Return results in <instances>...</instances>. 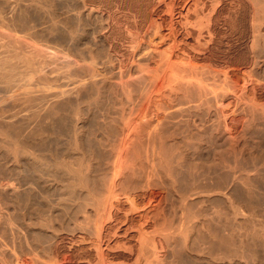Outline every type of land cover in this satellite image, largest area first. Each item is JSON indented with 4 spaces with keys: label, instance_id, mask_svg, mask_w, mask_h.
Segmentation results:
<instances>
[{
    "label": "rangeland",
    "instance_id": "374dc122",
    "mask_svg": "<svg viewBox=\"0 0 264 264\" xmlns=\"http://www.w3.org/2000/svg\"><path fill=\"white\" fill-rule=\"evenodd\" d=\"M2 1L5 3V5L2 3ZM2 1L0 0V7L2 6L1 4H3L5 6V8L3 6L1 7L3 10L8 8L9 5L10 8L13 7V5L15 6L11 8L14 10V13L10 8L7 10V12L3 11L4 14L7 13V15H4L3 12H1L2 10L0 11L2 15L5 16H0L1 42L11 44L13 46L15 45L14 47H25V49L22 48L23 51L20 49V51L23 53L25 51L29 53L36 49L34 53L37 57L34 59V61L37 63L40 62L42 70L40 69V64L37 65V63H34L35 68L38 66V70H40V72L38 71V73L33 76L38 79L41 71H43L42 75L45 73V75L48 74V76H45L47 81L43 80L46 81V85L43 83V81L40 83L37 82L35 89H52V87L53 89H60L59 87H61L62 82L65 84L67 81V78L63 76L66 71H62L61 73V69L64 66L63 70H68V67L66 68L64 63L62 66L61 63L63 62V58L66 57V52H68L67 49H69L67 48L68 46L64 36L66 31V26L64 25L66 17L64 2H62V0H56L54 2L47 0L48 4L46 3V6V4H42L46 0H42V3L39 0H24L25 3H22L23 1L21 2V0H18L20 1L19 3L26 4L24 6L26 8L25 9L22 4H18L17 0H13V3H11L10 0V3L8 0ZM6 1L8 2V5ZM14 1H16V3H14ZM38 1L41 3V6L44 5L47 8L42 7L45 8V10H42ZM28 2L29 5L27 4ZM77 2L75 0L72 3V8L83 6L82 0H77ZM211 2L215 3L216 0H211ZM126 3L127 4L125 6L124 12H120L121 16H123L120 18V20L118 18L119 11H117L116 8L112 9L118 14L117 15L116 12L115 15L112 14L117 20H114L113 22L111 20L108 22L109 25L104 29V31L98 28L94 17H90V19L89 16H86V18L84 17L85 20H83L84 18L82 19L84 22L83 24L81 23L82 20L78 21V23H74L75 27H73L75 30L80 27L77 29V31H80H78L79 37L85 35L84 37H81L79 40H77L76 45L78 49L80 46L81 48L83 47L82 50L81 48L80 50L82 53H85H83L85 58L83 57L84 60L82 61L72 57L73 59L77 60H74V64L72 65L73 69L75 65L77 63L78 64L75 68L77 72H74L72 69L71 73L74 74L73 77L77 79L80 78L77 75H82L80 78L81 80H87V78L91 79L93 76H97L98 74L99 77L97 76L96 78L100 79L98 80L99 85L97 86L101 88L104 83L105 87H102V89H104L102 90L104 96H102L103 98L99 100L100 102L96 101L95 97H93L95 99L91 98L94 103L90 102L91 99L86 100L85 97L87 96L88 92L86 91L87 89H84L82 92L83 95L81 96V98H84V100L81 99L82 104L80 101L78 102L76 98H73V100H71L73 102H69L70 104L67 105H55V101L54 104L53 101H50V105L48 104V108L49 106V109L55 108L56 112L59 109V106H61L59 110H61L62 107L63 109L61 113L58 110V115H56L55 111H53L54 109H52L51 115L54 116L53 112L55 113L53 121L51 122V116L48 117L46 121V125H50L47 126L48 128L45 126V131L49 133L47 134L45 132V134L48 135L46 136V140L48 143V139L50 137V142L47 144L45 152H50L47 154H42L50 156L51 159L48 160L47 156L45 157L44 155V159L41 164H48L47 167L49 166L48 169H50V166H55H53V163L59 164L61 162H65L67 159L68 165L70 163L69 168H64V170H61V168L59 169L57 167L58 165L56 164L58 169L55 168L52 173L53 175L57 174V178L59 175V178L56 179L54 178L55 176H51V173L48 175L49 172H52V169L47 170L45 168V170L42 168L41 170L40 167H35L33 164H27L28 161H24L25 158H23V160L21 158V160L16 158V163L21 165H15L14 158H12L13 162L10 161L11 158L10 160H6L9 159L10 156L7 157L3 151H0V154L2 155L0 157L4 158H0V198H3V200L5 197V200L7 198H16V200L14 199L15 201H13L16 203H18L17 201H19V203L25 202V204H23L24 206H26V204L29 205L36 202L34 205L39 210L43 206L44 202L54 201L56 203V201L62 196L63 198L66 196L65 199H67V197L70 198L68 201L70 200L71 202L69 201L68 203L73 204V207L69 210V217L66 220L67 223H65V225L68 224L67 227L65 226L67 231L63 232L61 237L49 234L48 236L50 243L48 242L47 244H49L50 247H128L132 255L131 264H264V236L260 235L261 233L254 234L256 231H261L264 233V0H220L218 8H216L215 11H213L215 7L213 9L212 4L210 7L212 9L210 14L211 41L209 40L206 45L203 42L198 43L196 40V35L193 33V29L194 31L198 30V26L196 24L197 15L195 12L193 13L191 11V20L194 25L191 29L192 33L187 37L185 36L184 31L179 24L182 18L178 14L179 12L186 14L187 10L183 9L176 12H168L167 9H163L162 16L165 18V24L170 23L173 18V25L175 24L176 30L179 31L176 45L178 53L171 60L162 61L161 64H159L157 70L154 68L150 71L146 69L147 67L143 60L144 53H142L141 50L139 51L138 48L134 49L135 45L138 46L139 43L131 44L126 31V29L129 28V25L130 27L132 25L134 27L135 25H139L141 22L140 16L143 6L141 5V2L139 4V0H127ZM179 3H181V0L169 1L170 6ZM35 4L40 6V8L35 6ZM142 4H144V0L142 1ZM17 5H19L20 8ZM136 6H138V9ZM17 7L19 9L23 7L22 10L25 9L24 12H20ZM32 7H35V11L38 12L36 15H34L35 11L32 9ZM62 7L64 8L62 9ZM36 8L38 10H36ZM48 8H53V11H51V9L48 11ZM248 8L250 9V15L248 17L250 31L247 34L244 29L243 18ZM139 9H141V11ZM202 9L203 8L201 4L196 8V11L199 12L200 16L203 12ZM15 10L18 11L15 13ZM49 12L51 14H49ZM11 14L14 16L12 15L11 17ZM49 15H52L53 17ZM25 16H27V18H25ZM21 17L22 20L24 18L26 20H23L25 22L24 25L22 24L23 21H21ZM2 18L4 19V22H2ZM19 21L22 23L20 24ZM54 22L55 24H53ZM31 23L32 26H28ZM33 25L36 26V28ZM55 25H57V28ZM25 26H27V29ZM28 27H30V30H28ZM37 27L38 31H36ZM54 27L55 29H53ZM42 29H44V31ZM52 29L54 32H52ZM48 30L51 32L49 33ZM55 30L58 31V33ZM35 32L37 33V36L39 35V37L33 36L36 35ZM162 32L166 38H164L162 41L158 40V42H161L163 48L166 49L169 48L171 44H173L171 38L167 37V35L170 33L169 26H166ZM31 33H33V37L30 36ZM40 34H42V36ZM50 34H52V37H50ZM46 39L48 40L46 41ZM53 40L54 42H52ZM26 43L29 44L27 45L28 47L26 46ZM130 44L133 46L131 47ZM36 45L39 47L35 48ZM48 45H52V47L50 48ZM45 46L47 48H44ZM19 47L16 49L19 50ZM244 47H246V53L250 58V62L246 65H243L235 58H238V51ZM31 48L33 49L31 50ZM40 48H44V50L46 49L45 51H47L49 48L48 53L45 52V54L43 52L44 54L39 55L40 57H38V53L36 52L37 50L40 52ZM206 48L209 49V51L206 50ZM50 49L53 51L51 52ZM6 50L7 49H5V51ZM89 51L91 54H89ZM206 51H208L210 54ZM41 53L42 52H40V54ZM101 53H103L102 56ZM50 54H52V59H56L57 57V59L62 62H57L56 59V66L54 60L51 62L52 59H49L51 58ZM46 55H49L47 58L50 61L44 59L46 58ZM59 55L61 57H59ZM89 55L90 57H93V59L91 58L92 64L90 63V57H88ZM96 55L97 57L99 56L98 59L94 58ZM86 57L89 59H86ZM42 60L47 61H44L43 63ZM94 61H97L98 65L97 63L95 65ZM85 62L87 64L86 66L84 65ZM42 63L45 64L44 68H42ZM79 63L83 64L79 65ZM88 64L90 65L88 66ZM46 65L47 68L49 67V69L55 65L56 69L53 68V72H51V70L48 71V69L45 68ZM78 65L81 67L79 68ZM58 66L62 67L57 70ZM95 67H97V69ZM84 68L85 70L90 71L93 76L87 71H84ZM93 69H96L95 72L97 74H93ZM46 71H48V73ZM78 71H80L81 74L80 72L78 74ZM83 71L84 73H82ZM85 73L86 75L83 76ZM51 75H53V77ZM103 75H105L106 78ZM50 76L53 79L50 78ZM48 77L51 82L54 80L55 81L50 84ZM145 81H147L150 86L160 84V90L158 92L151 93L149 90L150 86H147ZM41 83L43 84L41 85ZM38 85L41 86V88ZM1 87L3 88L4 86L0 85V98L4 95V89ZM125 91L127 92V95L125 94ZM121 95L122 97H120ZM124 95H126L127 98ZM74 100H77L76 102L80 103V105L77 104L79 105L78 108H82L81 110L84 109L83 112L85 111L84 113H81L84 115L81 116L83 119L81 118L80 121V126L82 128L79 126L78 129L81 135H79V132H76L74 128L76 120L75 110L77 109V106L75 105L76 102ZM86 101L91 105L89 103L86 104ZM51 103L53 105H51ZM121 103H123V105ZM83 104H86L87 106H83ZM64 105L67 110H72H70L71 113L70 111H66V109H64ZM69 105L71 107L73 105V107L71 108ZM157 105L165 109L167 111L166 114L168 115V118H164V121L161 122V124L163 122L165 124L163 123V125L160 126V129L163 126V128L166 130H164L166 137L164 136V139L162 138L163 141L165 140V142L161 141L165 145L163 143L160 144L159 140H157L159 141L157 144V141H153L151 137L146 138L147 140L144 139V146L142 144V147H144L146 151L147 148H151L149 149L151 150L149 151V157V152L141 150L142 147L139 146V143H142L140 141L141 137H139L141 135L140 132L145 128L143 125L140 126V123L143 124L145 120L150 118H158L160 113L158 112ZM49 111L51 112V110ZM171 112H175V114H172L175 115V117H171ZM72 113H74V115ZM61 115H65L67 117L65 118L64 116V118H62ZM72 115L75 118H73ZM125 115H127V118L130 119L133 124L130 134L135 135H133L134 138L131 135L129 136V139H133H130V142L128 141L127 147L129 148V144L131 145L130 147H132V144H135L136 142L138 143L140 141L138 144L136 143V145L133 146L141 147L140 151H145L146 153L144 154V152H139V156L137 153H134V156H132L133 152H129L128 156L130 159H133L135 155L137 156L135 159H133L134 161L128 159V162L125 158L127 153H123V156H121L119 159V163H116V157L114 156L116 155L114 154L116 152L113 146L116 144V142L118 144L119 139H121L120 137L122 135L119 137V134H122V129L124 127L122 126V119ZM58 116H61V118L59 119ZM70 117H72V119ZM57 119L60 120L59 123L57 122ZM64 119L67 122L71 121L68 123L69 125ZM113 120H115V124L116 121L117 124L119 122V126L113 124ZM103 122L104 124L106 122V126L103 124ZM61 123L64 124V128H62L63 125L61 126ZM107 124H111L109 125L111 127L108 128ZM134 124L139 126H135ZM105 127H107V131ZM118 127L119 129H117ZM59 128H62V130ZM101 130L104 131L101 132ZM114 130H120V133L118 134L115 131L116 134H114ZM176 131L177 133H175ZM73 132H76L79 136ZM108 132L112 133H109L108 135ZM168 133H171L172 136ZM75 135H77L76 138H74ZM114 135H116V139L118 140L115 142V144L113 143L115 141ZM101 138L102 141H100ZM74 139H76V142L77 139L79 140L78 143H75L77 147L81 146V148H77L79 149L78 151L80 152V149H82L81 154L78 153L79 155H77V151L72 152L74 145L71 144L72 140L74 144ZM145 140L147 141L146 143H144ZM69 145L71 146L69 147ZM161 146L167 150H171L173 147L172 151L169 152H173V158L176 157L174 158V160H176L174 162L175 165L178 163L182 164V167H180L182 172H186V176L188 175L187 177H191V179H193L191 183L193 184L194 189L191 190L189 194H191V197H193L201 193L199 195L200 197L197 196V198H194L191 201L187 200L186 198H188L189 195H182L180 191L177 189L174 190L175 188H173L170 183L167 182L168 178L163 175L165 173H161V171H163L161 169L162 165H160L162 162L160 159L163 157L162 155L160 156L163 150ZM53 147L58 148L54 149ZM132 150L133 149H129V151ZM153 150L156 151L155 154ZM63 151L67 153V155L64 154L66 155L65 157L63 155ZM2 153H4V156L7 158L3 157ZM141 153L142 157H140ZM175 153L177 156H179L177 157ZM112 154H114V159H112V156L109 157ZM99 156H101L100 159ZM122 157L124 161H122ZM138 157L141 159L143 158V161L140 158L138 159ZM147 157L149 158L146 159ZM80 158H82V160L84 159L83 162L82 160L80 161ZM177 158L179 162L177 161ZM52 159L54 162L51 161ZM136 159L139 160V165L137 164L138 160L135 161ZM67 161L65 163H67ZM73 161L77 163V167H74L76 166V163ZM121 161L122 163L125 162L124 166L121 164ZM129 161L135 162L136 164H130ZM140 161H142L141 165ZM82 163L85 165L81 166ZM22 164H24L25 167L27 164L28 167L23 168ZM70 167L72 170L82 167L81 170L83 175L88 177L89 181H91L89 182L90 187L92 188L94 185V188H88V190L84 189V191L81 189L79 190V193L77 190V193H75L76 195L72 194V196L74 195V198L69 195L68 189L65 190L63 187H59L65 185L64 187L68 188L70 187L71 183H73L72 180H75V176H73L74 179H71V176L73 175H71V172L68 174ZM113 167L115 168L112 170ZM116 167H118V169ZM110 168L111 172H109ZM35 169H37V172ZM65 169L67 171H65ZM38 170L40 172H44L41 174L38 172ZM55 170L60 172L56 173ZM120 170L121 177L123 172L128 176H133L132 178H135L134 176L140 174L137 175L139 178L136 176L137 178L135 179H141L140 181L145 182V184H142L143 186H139L142 188H136V186H133V188L132 186H126L129 187L126 189L128 193L125 191L120 192L119 189L122 188L118 189V194L116 196L118 199H114L117 209L114 211L113 219H108L109 222L106 220L104 221L103 227L105 229L103 228L101 231V237V234L97 232L98 229L96 228L98 225L100 226V218H97L100 216V213H98V210H96L98 208V204L94 203L92 199H98L96 193L98 192L99 187L97 188V186L104 180H107L109 177H111L114 174V171H117L118 173ZM62 172H65V176L62 175ZM108 174L109 177L107 178ZM120 175L118 178H121ZM161 175H163L164 178ZM46 177L48 180H50L49 182ZM61 177L63 179L65 177L64 180L67 182L69 180L70 185L69 183L66 185V182ZM98 179L102 180H99L98 182ZM61 180H63L65 183ZM95 186L97 190L95 189ZM125 188L123 189L125 190ZM70 190L71 189H69V191ZM129 190H132V193ZM135 191H138V193ZM90 192H93L94 196L97 198L93 195L91 197ZM83 194L87 196L90 195L91 198H86V196L84 197ZM20 196L23 197V199L25 198L24 200H27L28 203L24 200L21 201V199L18 200ZM202 196L205 197L203 198ZM76 197H78V201L76 200ZM80 197L81 202L79 201ZM27 198L31 201H29ZM77 202L81 204L79 205ZM84 202L87 203L84 204ZM130 204H133V209L132 207L130 208ZM81 205L83 206L84 210H82ZM233 206L238 208L237 216L233 214ZM17 208H15V206L9 205L8 208L4 209V212L16 214L20 209L19 207ZM42 208L45 210L44 206ZM55 212H57V210H54L51 214L53 216L58 215V212L56 215ZM96 220L97 222L99 221L97 226ZM144 231L147 234L149 233L151 237L157 239L159 243L158 258L151 256L150 246L148 244L146 245V241L144 240L145 238L143 237ZM31 234L33 245L37 244L38 247H46L45 245L40 244L38 241L36 242L37 237L35 239V234ZM98 235H100L101 238H99ZM97 237L103 243L100 242ZM203 242L205 245L200 246V244ZM49 245L47 247H49ZM142 247H145V251L140 253Z\"/></svg>",
    "mask_w": 264,
    "mask_h": 264
},
{
    "label": "bare ground",
    "instance_id": "6f19581e",
    "mask_svg": "<svg viewBox=\"0 0 264 264\" xmlns=\"http://www.w3.org/2000/svg\"><path fill=\"white\" fill-rule=\"evenodd\" d=\"M2 1V0H1ZM11 1V3H13L12 1L13 0H10ZM10 1L8 0V2L10 3ZM23 1V2H22ZM28 1V0H27ZM26 1V2H27ZM35 1V0H34ZM39 1H41V3H42V0H39ZM38 1V2H39ZM44 1V0H43ZM47 1V0H46ZM44 2V3H42V4H48V1L47 2ZM49 1H56V0H49ZM58 1V0H57ZM75 1V0H74ZM73 0H62V2H64V4H65V26H66V31H65V41H66V43H67V48H69V49H67L68 50V52H66V57H64L63 58V62L61 63L60 62V60H58L57 59V57H56V59H57V62H60L61 63V65L64 63V65H66V68L68 69V70H63V68H64V66L62 67V66H58L57 67V70L60 68V67H62V69H61V73H62V71L63 72H65V74L63 75L65 78H67V81L66 80H63V81H66L65 82V84H63V82H62V85H61V87H59L60 89H53V87H52V89L51 88H49V89H46V88H44L45 87V85H46V81H47V79H45L46 77L45 76H48V74L47 75H45V73H43L44 75H42V72L43 71H41V74H39L40 76H38V75H36V76H38V79H36V77H34L33 75H35L36 73H38V71L40 72V70H38V64H40V60L38 61L39 63H37V62H35L34 61V59L37 57L36 56V54L34 53L35 51H36V49L34 50V51H31L33 48H31V52H26L25 50V52L23 53V52H21L20 51V49L22 50V46H18L19 47V50H17L16 48H18V47H14L13 45H11V44H7V43H3V42H1V39H0V85H2V86H4L2 89H4V95L0 98V151H3L5 154H6V156L8 157V156H10L9 157V159H6L7 157L6 156H4L5 154L4 153H2L3 154V157H6L5 159L6 160H10V158H11V162H13L12 161V158H14V160H15V162H14V164L15 165H21V164H17L16 162H17V159H19V160H23V158H25V160L24 161H28L27 162V164H33L35 167L37 166V167H40L41 168V170H42V168H46L47 170H51L52 172H49V171H46V172H49L48 173V175H50V173H51V176H55L54 178H56V179H58L59 178V175H58V178L56 177L57 176V174L56 175H53L52 173H53V170L55 169V168H61V170H64V168H66V169H68L69 168V165H70V163H69V165H68V161H67V159L65 160V162L67 161V163H65V162H61V163H53V166L54 167H52V166H50V169H48L49 168V166L47 167V165L46 164H41L42 162H43V159H44V155L45 154H42V153H46L45 152V150H46V147H47V144L50 142V137H49V139H48V143H47V140H46V136H48V135H46L45 134V130H46V128H48L47 126H50L49 124H47L46 125V121H47V119H48V117H52V120H51V122L53 121V117L55 116V113H56V115H58L59 114V111H60V113H61V111H62V109H63V107L61 108V110H59L60 109V107L61 106H59V111L57 110V112L55 111V108H51V109H49L50 108V106H49V108H48V104L50 105V101H53V104H54V101H55V105H61V104H70L69 102H73V101H71V100H73V98H76L77 100H78V102L80 101V103H81V99H83L84 100V98H81V96L83 95L82 94V92H83V90L85 89H87L86 91L88 92V94H87V96L86 95H84V96H86L85 98H86V100L87 99H95L96 98V101H99L101 98H103L102 96H104V94H103V91L102 90H104V89H102V87H105V85H104V83H103V85L101 86V88L99 87V86H97V85H99V79H97L96 77L98 76L99 77V75L95 72L96 71V69H97V67H95L96 69H93V74H97V76H93L92 74H91V72L90 71H87V70H85V68H84V71H87L88 73H90L93 77L91 78V79H88L87 78V80L85 79V80H81L80 78L82 77V75H77L78 77H80L79 79H77V78H74L73 76H74V74H72L71 73V70L73 69V64H74V60L75 59H77V60H84V58H85V55H83V53H82V48H81V46H80V48H81V50H80V48L78 49L77 47H76V45H77V40H79V38H81V37H84L85 35H83V36H81V37H79V33H78V31H77V29H79V28H77L76 30L74 29V23H78V21H81L84 17L86 18V16H89V19H90V17H94L95 18V20H96V23H97V26H98V28L100 29V30H102V31H104V29L109 25V23L108 22H110L111 20H112V22L114 21V20H117L116 18H115V16H113L112 14H114L115 15V12L112 10V9H115L116 8V10L117 11H119L118 12V14L120 15V17H119V15L117 14V12H116V14L118 15V18H119V20H120V18H122L123 16H121V13L120 12H124V10H125V6H126V4L128 3H126V1L127 0H82L83 1V6H79V7H77V8H72V3L74 2ZM81 1V0H80ZM130 1V0H129ZM132 1V0H131ZM142 1L143 0H139V4H140V2H141V5L143 6V10H142V13H141V16H140V20H141V22L139 23V25L138 26H136L135 25V27L132 25L131 27H130V25H129V28H127L126 29V31H127V36H128V38H129V41H130V43L131 44H138L139 43V45L138 46H136L135 45V47H134V49H139V51L141 50L142 51V53H144V62H145V65H146V69L148 70V71H150V70H152V69H154V68H156V70L158 69V66H159V64H161V62L162 61H165V60H167V61H169V60H171L173 57H175V55L178 53V50H177V47H176V45H177V35L179 34V31H177L176 30V28H175V24L173 25V18H172V20H171V22L170 23H168V24H165V21H164V17L162 16V13H163V9H167L168 10V12L169 11H173V12H176V11H178V10H183V9H185V10H187V13L186 14H183L182 12H179L178 14L180 15V17L182 18L181 19V21L179 22V24L181 25V27H182V29H183V31H184V34H185V36H189L191 33H192V31H191V29H192V26L194 25L193 23H192V16H191V11L194 13H196V15H197V19H196V24H197V26H198V30H195L194 31V29H193V33H195V35H196V40L198 41V43H205V45H206V43L210 40L211 41V39H210V34H211V25H210V22H211V19H210V14H211V11H212V9L210 8L211 7V5L213 6V9H214V7H215V9L213 10V11H215L216 10V8H218V5H219V3H220V0H216V2L215 3H212L211 2V0H181V3H179V4H173L172 6H170V4H169V1L170 0H144V4H142ZM8 2L6 1V3H7V5H8ZM17 2H18V4L20 5V4H22V3H25V1L24 0H21V2L22 3H19L20 1H18L17 0ZM60 2V1H59ZM59 2H58V4H59ZM76 2H77V0H76ZM79 2V1H78ZM77 2V3H78ZM2 3H4L3 1H2ZM14 3H16V1H14ZM30 3H31V1H30ZM32 3H35V2H32ZM40 3V2H39ZM41 3H40V6H41ZM56 3V2H55ZM55 3H54V5H55ZM61 3V2H60ZM136 3V2H135ZM28 5H29V2L27 3ZM47 4H46V6H47ZM57 4V3H56ZM131 4V3H130ZM139 4H138V6H139ZM200 4L202 5V10H203V12H202V15L200 16V14H199V12L198 11H196V8L198 7V6H200ZM4 8H5V3H4V5L3 4H1ZM13 5V4H12ZM19 5H17L19 8H20V6ZM23 5V7L26 5V4H22ZM31 5V4H30ZM49 5H50V3H49ZM62 5H63V3H62ZM78 5V4H77ZM137 5V4H136ZM1 6V7H2ZM15 5H13V7H14ZM32 6H33V4H32ZM35 6H38V5H36L35 4ZM40 6H38L39 8H40ZM52 6V5H51ZM60 6V5H59ZM138 6H136V8L138 9ZM0 7V8H1ZM8 7V6H7ZM13 7H11V8H13ZM17 7V8H18ZM23 7L21 8V9H19V11L21 12H24V10L26 9L25 7V9L24 10H22L23 9ZM31 7V6H30ZM37 7V8H38ZM42 7H45L44 5L43 6H41V8ZM49 7V6H48ZM10 8V5H9V7L8 8H6L5 10H3L2 8L0 9V11L1 12H3V11H5V12H7V10ZM10 8V9H11ZM16 8V7H15ZM35 8V7H34ZM33 7H32V9H34ZM36 8V10H38ZM45 8H47V7H45ZM45 8H42V10L44 9L45 10ZM64 7H62V9H63ZM51 9V8H50ZM50 9L48 8V11H50ZM55 9V8H54ZM12 10V9H11ZM140 11H141V9H139ZM18 11V10H17ZM16 10H15V13L17 12ZM34 11H35V9H34ZM51 11H53V8L51 9ZM58 11V10H57ZM114 13H113V12ZM0 12V13H1ZM11 12V11H10ZM12 12L14 13V10H12ZM33 12V11H32ZM44 12V11H43ZM42 12V13H43ZM47 12V11H46ZM45 12V13H46ZM63 12V11H62ZM138 12V11H137ZM28 13H29V11H28ZM31 13V12H30ZM38 12H36L35 11V14L34 15H36ZM41 13V14H42ZM93 13V14H92ZM139 13V14H140ZM3 14H4V12H3ZM24 14V13H23ZM27 14V13H26ZM40 14V13H39ZM49 14H51L50 12H49ZM56 14V13H55ZM91 14H92V16H91ZM4 15H7V13H5ZM4 15H2V13L0 14V16H4ZM12 15L13 14H11V17H12ZM48 15V14H47ZM53 15V14H52ZM52 15H49V16H52ZM61 15H62V13H61ZM123 15V14H122ZM249 15H250V9L248 8L247 10H246V13H245V15H244V18H243V25H244V29H245V32L248 34L249 33V31H250V27H249V24H248V17H249ZM8 16H10V15H8ZM14 16V15H13ZM28 16V15H27ZM27 16H25V18H27ZM45 16V15H44ZM63 16H64V14H63ZM5 17V16H4ZM3 17V18H4ZM31 17V16H30ZM37 17V16H36ZM53 17V16H52ZM2 18V22H4V19ZM14 18V17H13ZM24 18V17H23ZM25 18L23 19V20H25ZM38 18V17H37ZM43 18H45V17H43ZM47 18H49V17H47ZM55 18V17H54ZM53 18V19H54ZM85 18L83 19V20H85ZM1 19V18H0ZM6 19V18H5ZM40 19V18H39ZM52 19V20H53ZM56 19V18H55ZM58 19V18H57ZM62 19V18H61ZM87 19H88V17H87ZM22 20V17H21V21H23ZM29 20V19H28ZM31 20H33V19H31ZM83 20H82V24L84 23L83 22ZM92 20V19H91ZM94 20V19H93ZM118 20V21H119ZM122 20V19H121ZM21 21H19V23L21 24L22 22ZM26 21V20H25ZM30 21V20H29ZM35 21V20H34ZM33 21V22H34ZM40 21V20H39ZM58 21V20H57ZM32 22V23H33ZM44 22V21H43ZM47 22V21H46ZM53 22V21H52ZM60 22V21H59ZM87 22V21H86ZM115 22H117V21H115ZM24 21H23V25H24ZM32 23L30 24V25H28V26H32ZM48 23V22H47ZM62 23V22H61ZM119 23V22H118ZM19 24V25H20ZM27 24V23H26ZM25 24V25H26ZM29 24V23H28ZM45 24V23H44ZM50 24V23H49ZM53 24H55V22L53 23ZM23 25H22V28H23ZM35 25V24H34ZM33 25V26H34ZM52 25V24H51ZM51 25H50V27H51ZM76 25V24H75ZM21 26V25H20ZM48 26V25H47ZM54 26V25H53ZM56 26V28H57V25H55ZM58 26H59V24H58ZM62 26V25H61ZM74 26V27H73ZM79 26V25H78ZM83 26V25H82ZM85 26V25H84ZM96 26V25H95ZM166 26H169V30H170V33L167 35V37H169V38H171V41L173 42V44H171V46L169 47V48H166V49H164L163 48V46H162V44H161V42H158V40H160V41H162L164 38H166V36H164L162 33V31H163V29L164 28H166ZM27 26H25V28H26ZM35 28H36V26H34ZM34 27H33V29H34ZM38 27H39V25H38ZM38 27H37V30L36 31H38ZM43 27V26H42ZM49 27V26H48ZM127 27H128V25H127ZM29 29L28 30H30V27H28ZM44 28V27H43ZM84 28V27H83ZM27 29V28H26ZM41 29V28H40ZM39 29V30H40ZM53 29H55V27L53 28ZM52 29V32H54V30ZM60 29H62V28H60ZM109 29V28H108ZM43 31H44V29H42ZM46 30V29H45ZM50 30H51V28H50ZM56 30H58V29H56ZM55 30V31H56ZM63 30V29H62ZM34 31V30H33ZM47 31V30H46ZM45 31V32H46ZM49 31V30H48ZM51 31H49V33H50ZM57 33H58V31H56ZM60 32V31H59ZM62 32V31H61ZM80 32V31H79ZM100 32V31H99ZM36 33V32H35ZM40 33V32H39ZM103 33V32H102ZM32 34L33 33H31V35L30 36H32ZM46 34H47V32H46ZM53 34V33H52ZM52 34H50V37H52L51 35ZM63 34V33H62ZM41 36H42V34H40ZM33 36H36V37H39V35L37 36V33H36V35H33ZM32 36V37H33ZM48 36H49V34H48ZM45 37V36H44ZM116 37V36H115ZM59 38V37H58ZM33 39H35V38H33ZM45 39V38H44ZM63 39V38H62ZM43 40V39H42ZM48 39H46V41H47ZM81 40V39H80ZM114 40V39H113ZM56 41V40H55ZM64 41V42H65ZM42 42V41H41ZM41 42H40V44H41ZM52 42H54V40L52 41ZM31 43V42H30ZM48 43H50V42H48ZM63 43V42H62ZM61 43V44H62ZM80 43V42H79ZM84 43V42H83ZM33 44V43H32ZM47 44V43H46ZM59 44V43H58ZM65 44V43H64ZM131 44H130V46H131ZM27 45H29V44H27L26 43V46ZM34 45V44H33ZM32 45V46H33ZM42 45V44H41ZM54 45V44H53ZM66 45V44H65ZM64 45V46H65ZM25 46V45H24ZM31 46V45H30ZM43 46H44V44H43ZM50 48L52 47V45L50 46V45H48ZM63 46V45H62ZM133 46V45H132ZM131 46V47H132ZM12 47V48H11ZM28 47V46H27ZM26 47V48H27ZM37 47H39V46H37L36 45V47L35 48H37ZM14 48V49H13ZM44 48H47L46 46L44 47ZM44 48H40L41 49V51L40 52H42L41 54H40V52H39V50H37V52L36 53H38V57H40L39 55H42V54H44L45 52H47L48 53V50H49V48L47 49V51H45L44 50ZM5 49H7L6 51H5ZM12 49V50H11ZM23 49H25V47L23 48ZM54 49H55V47H54ZM58 49V48H57ZM133 49V48H132ZM43 50V51H42ZM206 50H208L209 51V49H207L206 48ZM20 51V52H19ZM23 51V50H22ZM28 51V50H27ZM50 51H51V49H50ZM50 51H49V53H50ZM53 51V50H52ZM51 51V52H52ZM55 51V50H54ZM59 51V50H58ZM101 51V50H100ZM104 51V50H103ZM203 51V50H202ZM208 51H206V52H208ZM33 52V53H32ZM44 52V53H43ZM60 52V51H59ZM204 52H205V50H204ZM203 52V53H204ZM94 53H96V52H94ZM209 53V52H208ZM238 58L237 57H235L237 60H239L243 65H246V64H248L249 62H250V58H249V56L247 55V53H246V47H244V48H242V49H240L239 51H238ZM46 54V53H45ZM53 54V53H52ZM52 54H50V56L52 55ZM63 54H65V53H63ZM85 54V53H84ZM88 54V53H87ZM89 54H91L90 53V51H89ZM102 54L103 53H101V56H102ZM205 54V53H204ZM210 54V53H209ZM94 55V54H93ZM93 55H91V56H93ZM99 55H100V53H99ZM207 55V54H206ZM35 56V57H34ZM47 56L49 57V55H46L45 57L46 58H44V59H47V60H49V59H52V56H51V58H47ZM56 56V55H55ZM57 56H58V54H57ZM100 56V57H101ZM208 56V55H207ZM43 57V56H42ZM59 57H61L60 55H59ZM72 57H75V59H73ZM84 57V58H83ZM88 57H90V55L88 56ZM96 57H97V55H96ZM96 57H94L95 59H98V57L96 58ZM142 57V56H141ZM53 58H54V56H53ZM91 58L93 59V57H90V63L92 64V60H91ZM43 59V58H42ZM56 59H52L51 60V62L54 60V62H55V60ZM86 59H89V58H87L86 57ZM47 60H42V62L44 63V61L46 62ZM77 60H75V61H77ZM50 61V60H49ZM81 61V62H82ZM238 61V62H239ZM78 62H80V61H78ZM87 62V61H86ZM86 62H85V66L87 65L86 64ZM237 62V63H238ZM34 63L36 64L37 63V68H35V66H34ZM42 63V64H43ZM47 63H50V62H47ZM94 63H95V65H96V63H97V61H94ZM93 63V64H94ZM75 64H76V62H75ZM78 64V63H77ZM76 64V65H77ZM83 64V63H82ZM82 64H80L79 63V65H82ZM102 64V63H101ZM44 65L45 64H43V67L42 68H44ZM53 65V64H52ZM55 65H56V62H55ZM55 65H54V67H50L51 69H49V67L47 68V65L45 66V68H47L48 69V71H50L51 70V72H53L52 70H53V68L54 69H56L55 68ZM59 65V64H58ZM76 65H75V67H74V72L76 71ZM78 65V66H79ZM90 64H88V66H89ZM97 65H98V63H97ZM57 66V65H56ZM85 66H83V67H85ZM92 67H94L93 65H91ZM90 66V67H91ZM81 66H79V68H80ZM99 67V66H98ZM102 68V67H101ZM40 69H41V64H40ZM47 69H45V70H47ZM92 69V68H91ZM42 70V69H41ZM44 70V71H45ZM77 70H78V68H77ZM82 70H83V68H82ZM81 70V71H82ZM88 70H89V68H88ZM48 71H46L47 73H48ZM84 71L82 72V73H84ZM92 71V70H91ZM103 71V70H102ZM60 72V71H59ZM77 72V71H76ZM79 72L80 71H78V74H79ZM95 72V73H94ZM80 74H81V72H80ZM103 74V73H102ZM107 74V73H106ZM105 74V75H106ZM86 75V73L83 75V76H85ZM89 75V74H88ZM105 75H103V76H105ZM108 75V74H107ZM52 77H53V75H51ZM50 76V78H52ZM63 77V78H64ZM91 77V76H90ZM62 78V77H61ZM85 78V77H84ZM83 78V79H84ZM103 78V77H102ZM105 78H106V76H105ZM48 79H49V77H48ZM53 79V78H52ZM43 80H46V81H43ZM50 80V79H49ZM106 80V79H105ZM43 81V83H45V85H44V89H41V90H38V88L37 89H35V86H36V83L37 82H42ZM55 81V80H54ZM53 81V82H54ZM101 81H102V79H101ZM100 81V82H101ZM53 82H51V80H50V84L51 83H53ZM103 82H105V81H103ZM38 83V84H39ZM43 83H41V85L43 84ZM106 83V82H105ZM145 83L147 84V86H150L148 83H147V81H145ZM47 84H48V82H47ZM64 85V86H63ZM39 86V85H38ZM49 86V85H48ZM160 84H155V85H151L150 86V88H149V90H150V92L151 93H155V92H158L159 90H160ZM40 88H41V86H39ZM55 87V86H54ZM39 88V89H40ZM48 88V87H47ZM58 88V87H57ZM62 88V89H61ZM106 90V89H105ZM119 91V90H118ZM124 91V90H123ZM86 92V93H87ZM106 92V91H105ZM120 92V91H119ZM118 94H120V93H118ZM125 94L127 95V92L125 91ZM126 95H124L125 97H126ZM93 97H95V98H93ZM120 97H122V95L120 96ZM127 98V97H126ZM91 99V101L90 102H93V100ZM120 99H122V98H120ZM76 100V101H77ZM75 101V100H74ZM75 101V102H76ZM124 101V100H123ZM122 101V102H123ZM78 102H76V106H77V109L75 110L74 108L76 107H74L73 109L75 110V117H76V120L75 119H73V120H75V126H74V128H75V130H76V132L78 131V129H79V126H80V121H81V116H84V115H82L81 113L83 112V110H81L80 108H78L79 107V105H80V103H78ZM100 102V101H99ZM89 103V102H88ZM87 103V101H86V104H88ZM94 103V102H93ZM52 103H51V105H53ZM77 104H79V105H77ZM82 104V103H81ZM85 104V105H86ZM90 104V103H89ZM122 105H123V103H121ZM74 105V104H73ZM73 105H72V107H73ZM84 104H83V106H85ZM91 105V104H90ZM125 105V104H124ZM70 106V105H69ZM68 106V107H69ZM82 106V105H81ZM87 106V105H86ZM52 107V106H51ZM56 107H58V106H56ZM64 107H65V105H64ZM71 107V106H70ZM69 107V108H70ZM71 107V108H72ZM157 108H158V112L160 113L159 115H158V118H150V119H147V120H145L144 122H143V124L142 123H140L141 125L140 126H144L143 128H144V130H142L140 133H141V135L139 136V137H141V140L139 139V137H138V139L142 142L141 144L139 143V146H141L142 147V144H143V140L144 139H146V138H149V137H151V139L153 140V141H157V140H159L160 141V144H162L163 142H165V140L163 141V139H164V136L166 137V133H165V129L163 128V126L161 127V129H160V126L161 125H163V123L161 124V122L162 121H164V118H168V115L166 114V110L165 109H163L162 107H160V106H158L157 105ZM52 109H54L53 111H55V113L53 112V114H54V116H52L51 115V113H52ZM64 109H66V111H70L71 109H68L67 110V108L65 107ZM49 110H51V112L49 111ZM66 111H64V112H66ZM72 111V110H71ZM71 111H70V113H71ZM85 112V111H84ZM83 112V113H84ZM67 113V112H66ZM65 114V113H64ZM73 115H74V113H72ZM172 114H175V112H171V117L172 116H174L175 117V115H172ZM66 115H68V114H66ZM71 115V114H70ZM72 115V117L73 118H75L74 116ZM62 116V115H61ZM61 116L59 117V119L61 118ZM65 116V115H64ZM64 116H62V118H64ZM67 116H65V118H66ZM72 117H70L71 119H72ZM129 117V116H128ZM173 117V118H174ZM169 118H170V114H169ZM59 119H57L58 121V123H59ZM83 119V118H82ZM175 119V118H174ZM50 120V119H49ZM62 120V119H61ZM65 120V119H64ZM72 120V121H73ZM123 120V125L122 126H124L123 127V129H122V134L120 133V130H114V134H116V133H120L119 134V137L121 138V139H119V142H118V144H117V142L116 141H118L117 139H116V135H114L115 136V139H114V137L112 136V138L115 140L113 143L115 144V142H116V144L113 146V148H114V150H115V152L116 153H114V154H116V155H114V154H112V155H110L109 157H111L112 156V159H114L115 157H116V163H119V159H120V157L121 156H123V153H127L125 156V158H126V160H127V162H128V159L129 160H133V159H135L136 158V156L138 155L139 156V152H144V154L148 151H151V150H149V149H151V148H147V151H146V149H144V147H142V149L141 150H145V151H140V148L141 147H135V146H133V145H136V143L135 144H132V147H135V148H132V147H130L131 145L129 144V148L127 147L128 145V141L130 142V139H133L134 138V136L133 135H131L130 134V132H131V127L133 126V124H132V121H130V119H128L127 118V115H125L124 116V118L122 119ZM172 120V119H171ZM168 121H169V119H168ZM175 121V120H174ZM49 122V121H48ZM47 122V123H48ZM51 122H49V123H51ZM63 122V121H62ZM65 122H67L66 120H65ZM71 121H68L67 122V124L68 123H70ZM74 122V121H73ZM107 122V121H106ZM106 122H105V124H104V122H103V124L106 126ZM109 122V121H108ZM115 122V120H113V124H115L114 123ZM55 123V122H54ZM53 123V124H54ZM64 123V122H63ZM109 123H111V122H109ZM122 123V122H121ZM120 123V124H121ZM138 123V122H137ZM167 123V122H166ZM170 123H173V122H170ZM66 124V123H65ZM73 124V123H72ZM71 124V125H72ZM82 124V123H81ZM139 124V123H138ZM165 124V123H164ZM63 125V127L62 128H64V124H62L61 123V126ZM69 125V124H68ZM108 125V124H107ZM109 125H111V124H109ZM108 125V128L109 127H111V126H109ZM115 125H118L119 126V122H118V124H117V121H116V124ZM135 125V124H134ZM45 126H46V128H45ZM59 126H60V124H59ZM58 126V127H59ZM84 126V125H83ZM102 126V125H101ZM100 126V127H101ZM113 126V125H112ZM135 126H139V125H135ZM66 127V126H65ZM81 127V126H80ZM114 127V126H113ZM121 127V126H120ZM167 127H169V126H167ZM167 127H166V129H167ZM62 128L60 129V130H62ZM68 128V127H67ZM82 128V127H81ZM107 127H105V129H106ZM122 128V127H121ZM58 129V130H59ZM69 129V128H68ZM68 129H66V130H68ZM73 129V128H72ZM101 129V128H100ZM103 129V128H102ZM113 129V128H112ZM112 129H111V131H112ZM117 129H119V127L117 128ZM59 130V131H60ZM74 130V129H73ZM109 130V129H108ZM165 130V131H164ZM82 131V130H81ZM102 131H104V130H101V132ZM106 131H107V129H106ZM115 131H116V133H115ZM168 131V130H167ZM76 132H73V133H75V134H77ZM79 132V135H81V133H80V131H78ZM132 132H134V131H132ZM47 133V132H46ZM62 133H63V131H62ZM104 133V132H103ZM109 133H112V132H108V135H109ZM139 133V134H140ZM173 133V132H172ZM175 133H177V131L175 132ZM47 134H49V133H47ZM168 134H171V133H168ZM167 134V135H168ZM78 135V134H77ZM77 135H75L74 136V138H76V136ZM78 135V136H79ZM105 135V134H104ZM132 136L133 138H130L129 139V136ZM107 136V135H106ZM171 136H172V134H171ZM118 137V136H117ZM169 137V136H168ZM167 137V138H168ZM48 138V137H47ZM103 138V137H102ZM102 138H101V140L100 141H102ZM106 138H109V137H106ZM163 138V139H162ZM78 139H79V137H78ZM77 139V142H76V139H74L75 140V142H74V144H73V140H72V144L71 145H74V149H73V151L72 152H74V151H77V155H79V154H81V150L82 149H80V152L78 151L79 149H77V148H81V146H79V147H77V145H75V143H78V140ZM104 139V138H103ZM112 139V140H113ZM109 140V139H108ZM147 140V139H146ZM145 140V142L144 143H146L147 141ZM150 140V139H149ZM171 140V139H170ZM159 141H157V144L159 143ZM161 141H163V142H161ZM169 141V140H168ZM174 141H177V140H174ZM174 141H173V143H174ZM132 142V141H131ZM166 142H167V140H166ZM69 143H70V141H69ZM103 143V142H102ZM137 143V144H138ZM175 143H177V142H175ZM53 144V143H52ZM103 144H105V143H103ZM148 144V143H147ZM151 144H153V143H151ZM156 144V143H155ZM159 144V145H160ZM164 144V143H163ZM167 144V143H166ZM172 144V143H171ZM51 145V144H50ZM49 145V146H50ZM71 145H69V147L71 146ZM81 145V144H80ZM101 145V144H100ZM146 145V144H145ZM165 145V144H164ZM164 145H163V147H164ZM174 145V144H173ZM178 145V144H177ZM58 146V145H57ZM103 146V145H102ZM143 146H144V144H143ZM150 146V145H149ZM148 146V147H149ZM152 146V145H151ZM167 146V145H166ZM165 146V147H166ZM59 147V146H58ZM58 147H55V148H58ZM107 147V146H106ZM109 147H111V146H109ZM147 147V146H146ZM155 147V146H154ZM162 147V146H161ZM162 147V148H163ZM50 148V147H49ZM49 148H47V149H49ZM54 148V147H53ZM54 148V149H55ZM61 148V147H60ZM59 148V149H60ZM73 148V147H72ZM84 148V147H83ZM112 148V147H111ZM167 148V147H166ZM177 148V147H176ZM69 149H71V148H69ZM68 149V150H69ZM77 149V150H76ZM129 149L131 150V149H133L132 151H129ZM153 149V148H152ZM156 149H157V146H156ZM155 149V150H156ZM161 149V148H160ZM172 149H173V147L171 148V150L169 149V150H167V149H164L163 148V150H162V152H161V154H160V150L158 151L159 152V154H160V156L162 155L163 157H161L162 159H160V157H159V159L162 161L161 163H160V165H162V167H161V169L164 171H161V173H165V174H163V175H165L168 179V181L167 182H169L170 183V185L173 187V188H175L174 190H178V191H180V193H182V195H184V196H188L189 195V197L188 198H186L187 200H193L194 198H197V196L198 197H200L199 195L201 194V193H199V195H195V196H193V197H191V194H189L190 192H191V190H193L194 188H193V184L191 183L192 181H193V179H191V177H187L186 176V172L184 173V171L182 172V170H181V168L180 167H182L181 165L182 164H180V163H178L177 165H175V161L176 160H174V158H176V157H174L173 158V152H169V151H172ZM50 150V149H49ZM64 151H65V149H64ZM63 151V155L64 154H66L67 155V153H68V151L66 150V152L67 153H65ZM154 151V150H153ZM50 152V151H49ZM48 151H47V153H49ZM56 152V151H55ZM58 152V151H57ZM114 152V151H113ZM129 152L130 153H132L133 152V154H132V156H134V153L136 154L137 153V155H135V157H133V159H130L129 158ZM155 152L156 151H154V154H155ZM157 152V153H158ZM46 153V154H47ZM60 153V152H59ZM79 153V154H78ZM86 153V152H85ZM111 153H112V151H111ZM142 153L140 154V157H142L141 155H142ZM61 154V153H60ZM103 154V153H102ZM150 152L148 153V156L150 157ZM66 155H64V157L66 156ZM69 155V154H68ZM73 155V154H72ZM87 155H88V153H87ZM113 155L115 156L114 158H113ZM152 155V154H151ZM157 155V154H156ZM155 155V156H156ZM175 155H176V153H175ZM174 155V156H175ZM0 156H2L1 154H0ZM12 156V157H11ZM47 155H45V157H46ZM53 156V155H52ZM60 156V155H59ZM83 156V155H82ZM85 156H86V154H85ZM128 156V157H127ZM145 156V155H144ZM143 156V157H144ZM147 156V155H146ZM154 156V157H155ZM177 156V155H176ZM179 156V155H178ZM177 156V157H178ZM61 157V156H60ZM63 157V156H62ZM75 157V156H74ZM89 157V156H88ZM100 157L101 156H99V159H100ZM140 157H138V159L140 158ZM149 157H147L146 159H148ZM153 157V158H154ZM181 157V156H180ZM0 158H2V157H0ZM17 158V159H16ZM21 158V159H20ZM47 158H48V160L49 159H51L50 158V156H47ZM67 158H69V157H67ZM73 158V157H72ZM77 158V157H76ZM124 158V159H125ZM158 158V157H157ZM2 159H4V158H2ZM62 159H64V158H62ZM103 159V158H102ZM138 159H136L135 161H137ZM141 159V158H140ZM45 160H47V159H45ZM47 160V161H48ZM70 160H72V159H70ZM78 160H79V158H78ZM77 160V161H78ZM82 160V158H80V161ZM84 160V159H83ZM83 160H82V162H83ZM111 160V159H110ZM142 161H143V158L141 159ZM181 160V159H180ZM52 162H54L53 161V159L51 160ZM57 161V160H56ZM59 161V160H58ZM64 161V160H63ZM122 161H124L123 160V157H122ZM122 161H121V164L124 166L125 165V162L124 163H122ZM134 161V160H133ZM142 161H140L141 163H140V165L142 164ZM177 161H178V158H177ZM19 162V161H18ZM23 162V161H22ZM46 162V161H45ZM50 162V161H49ZM49 162H47V163H49ZM70 162V161H69ZM72 162V161H71ZM73 162H75V161H73ZM130 162V164H136L135 162H132V161H129ZM138 162H139V160L137 161V164H138ZM179 162V161H178ZM181 162V161H180ZM24 163V162H23ZM76 163V162H75ZM86 163V162H85ZM25 164V163H24ZM24 164H22L23 166V168H26V167H28L27 166V164H26V167L24 166ZM56 164L58 165L57 167H56ZM113 164V163H112ZM128 164V163H127ZM50 165H51V163H50ZM76 166H74V167H77V163L75 164ZM79 165V164H78ZM85 164L84 163H82L81 164V166H84ZM114 165V164H113ZM119 165V164H118ZM139 165V164H138ZM116 166V165H115ZM20 167V166H19ZM120 167V166H119ZM32 168V167H31ZM57 168V169H58ZM73 168V167H72ZM115 167H113L112 168V170L114 169ZM117 169H118V167H116ZM123 168V167H122ZM185 168V167H184ZM33 169V168H32ZM39 169V168H38ZM45 169V170H46ZM56 169V170H57ZM65 169V171H67ZM82 167L80 168V167H78L77 169H74V170H72L71 169V167H70V171H69V173L68 174H70V172H71V179H74V177L73 176H75V180L73 181L72 180V182L73 183H71V185H70V183H69V177H68V182L67 181H65L64 179H65V177H64V181L66 182V185L69 183V185H70V187H68V188H65L64 186L65 185H63V184H61V185H63V186H59V187H63L65 190H67L68 189V193H69V195L70 196H72V194H75V193H77L76 191L78 190V193L80 192L79 190H81V189H83L82 191H84V189H87L88 190V188H91L90 187V185H89V182H91V181H89V179H88V177L87 176H84L83 175V172H82ZM183 169V168H182ZM36 170V172H37V169H35ZM55 170V171H56ZM185 170V169H184ZM118 171V170H117ZM117 171L115 172L114 171V174L111 176V177H109V174L107 175V180H104V179H106V178H104L103 180V182H101L98 186H97V188L99 187V188H101V189H99L98 188V192L96 193L97 194V197H98V199H96V200H94V199H92L93 201H94V203H97L98 204V208L96 209V210H98V213H100L99 215V217H97L98 219H99V221H100V223H99V221L97 222V220H96V226L98 225V223L100 224V226L98 225L96 228L98 229V233H100L101 234V237H102V233H101V231L103 230V226H104V221L106 220L107 222H109L108 221V219L109 220H111V219H113V214H114V211L117 209L116 207V205H115V203H114V199L116 198V199H118L116 196H117V194H118V189L119 188H122V189H119V191L120 192H122V191H125L126 193H128L127 192V188H129V187H126V186H132V188H133V186L135 187L136 186V188H142V187H139V186H143L144 184H145V182H141L140 180H136L135 178H137L138 176L137 175H140V174H137L136 176H134L135 178H132L130 175L128 176V175H126L124 172H123V175H122V177H121V170L117 173ZM188 171V170H187ZM38 172L39 173H43V172H40L39 170H38ZM57 172H60V171H56V173ZM109 172H111V168L109 169ZM63 173V172H62ZM65 173V172H64ZM62 174L63 176H65V174ZM112 173H113V171H112ZM111 173V174H112ZM45 174V173H44ZM60 174V173H59ZM67 174V173H66ZM188 174V173H187ZM47 175V176H48ZM85 175H87V174H85ZM120 175V177L121 178H118V176ZM125 175V176H124ZM163 175H161L162 177H163ZM44 176V175H43ZM67 176V175H66ZM49 177V176H48ZM73 177V178H72ZM166 177H165V179H166ZM139 178V177H138ZM142 178V177H141ZM164 178V177H163ZM46 179H47V177H46ZM50 179V178H49ZM144 179H146V178H144ZM48 180V179H47ZM53 180H55V179H53ZM63 180H61L62 182H64ZM99 180H102V179H98V182H99ZM143 180V179H142ZM50 180H48V182H49ZM58 181V180H57ZM165 181V180H164ZM53 182V181H52ZM62 182H60V183H62ZM64 182V183H65ZM71 182V181H70ZM195 182V181H194ZM193 182V183H194ZM54 183V182H53ZM56 183H58V182H56ZM96 183H97V181H96ZM49 184H51V183H49ZM143 184V185H142ZM52 185V184H51ZM56 186H57V184H56ZM55 186V187H56ZM126 187V188H125ZM63 188H62V190H63ZM92 188H94V185L92 186ZM91 188V189H92ZM97 188H96V186H95V189L97 190ZM123 188H125V190L123 189ZM192 188V189H191ZM69 189H71L70 191H69ZM87 190H85V191H87ZM133 190V189H132ZM132 190H129L130 192L132 191ZM140 190V189H139ZM64 191V190H63ZM90 191V190H89ZM93 191V190H92ZM95 191V190H94ZM124 192V193H125ZM129 192V193H130ZM135 192H137L138 193V191H135ZM64 193H65V191H64ZM91 193V192H90ZM132 193V192H131ZM130 193V194H131ZM67 194V193H66ZM80 194H82V193H80ZM86 194V193H85ZM88 194V193H87ZM198 194V193H197ZM76 195V194H75ZM84 195V194H83ZM83 195H82V198H83ZM92 195L94 196V194H93V192L91 193V197H92ZM123 195H125V194H123ZM68 196V195H67ZM77 196H78V194H77ZM81 196V195H80ZM86 196V198L87 197H90V195L89 196H87V195H84V197ZM5 197V196H4ZM66 197V196H65ZM65 197L63 198V196L60 198V199H58L57 201H56V203L54 202V201H48V200H46V201H48V202H44V204H43V206L45 207V210L42 208V210H41V208H40V210L39 209H37L36 207H35V203L34 204H26V206H24L23 204H25V202L23 203V202H20L19 203V201H17L18 203H16V202H14L15 200H16V198H7L6 200H5V198H4V200H3V198L1 199L0 198V264H131V261H132V255H131V253H130V249L128 248V247H99L98 245V247H50V245L49 244H47L48 242L50 243V239H49V234H52V235H55V236H57V237H61V234H63V232H65V231H67L65 228L67 227V225H65V223H67L66 222V220H67V218L69 217V215H68V213H70L69 212V210L73 207L72 205L73 204H69L68 202L70 201H68V199H70V198H68L67 197V199H65ZM72 197H74V195L72 196ZM90 197V198H91ZM94 197H96V196H94ZM93 197V198H94ZM96 197V198H97ZM203 197V196H202ZM201 197V198H202ZM205 197V196H204ZM203 197V198H204ZM207 197V196H206ZM32 198V197H31ZM30 198V199H31ZM75 198V197H74ZM77 199V201H78V197H76ZM85 198V199H86ZM15 199V200H14ZM19 199H21V201L22 200H24L23 199V197H21L20 196V198H18V200ZM28 199V198H27ZM34 199V198H33ZM185 199V200H186ZM14 200V201H13ZM29 200V199H28ZM73 200V199H72ZM24 201H26L27 203H28V201L27 200H24ZM29 201H31V200H29ZM35 201V200H34ZM80 202H81V197H80V200H79ZM83 201V200H82ZM86 201V200H85ZM90 201V200H89ZM96 201V202H95ZM71 202V201H70ZM87 202H88V199H87ZM86 202V203H87ZM30 203V202H29ZM31 203H33V202H31ZM42 203V202H41ZM73 203V202H72ZM85 202H84V204H86ZM19 204V205H18ZM77 204H81V203H78L77 202ZM83 204V205H84ZM88 204H89V202H88ZM87 204V205H88ZM118 204V203H117ZM9 205H11V206H15V208H17V207H19L20 209H19V211L16 213V214H10L9 212L7 213V212H4L5 210V208H8V206ZM42 205V204H41ZM95 205V204H94ZM17 206V207H16ZM75 206V205H74ZM82 206V205H81ZM80 206V207H81ZM85 206V205H84ZM133 206V204H130V208ZM39 207V206H38ZM77 207V206H76ZM86 207V206H85ZM84 207V208H85ZM78 208V207H77ZM18 209V208H17ZM17 209H16V211H17ZM80 209V208H79ZM132 209H133V207H132ZM54 210H57V212H58V215H56V213L57 212H55V215L56 216H53L51 213H53V211ZM82 210H84L83 209V206H82ZM232 211H233V214L235 215V216H237L238 215V208L236 207V206H233V208H232ZM98 215V214H97ZM107 224V223H106ZM105 224V225H106ZM66 226V227H65ZM107 226V225H106ZM105 229V228H104ZM31 233H34L35 234V239H36V237H37V239H36V242L38 241L40 244H43V245H45L46 247H38L37 246V244H34L33 245V240L31 239ZM104 233V232H103ZM144 233V235H143V237L145 238L144 240L146 241L145 243H146V245L148 244L149 246H150V251H151V256L152 257H155V258H158V255H159V253H158V251H159V243H158V241H157V239H155L154 237H151L150 235H149V233L147 234L145 231L143 232ZM261 233V234H260ZM95 234H96V232H95ZM254 234H260V235H262V236H264V233L263 232H261V231H256V232H254ZM104 235V234H103ZM98 237L99 238H101L100 237V235H98ZM97 237V238H98ZM98 238V239H99ZM34 239V240H35ZM100 240V239H99ZM99 240H98V242H99ZM104 240V239H103ZM204 240V239H203ZM205 241V240H204ZM100 242H102L101 240H100ZM200 242H202V241H200ZM103 243V242H102ZM99 244V243H98ZM49 245V247H47ZM203 245H205V243L203 242V243H201L200 244V246H203ZM42 246V245H41ZM100 246H101V244H100ZM103 246V245H102ZM109 246V245H108ZM193 247V246H192ZM145 251V247H142L141 248V250H140V253H143ZM138 255V254H137Z\"/></svg>",
    "mask_w": 264,
    "mask_h": 264
}]
</instances>
